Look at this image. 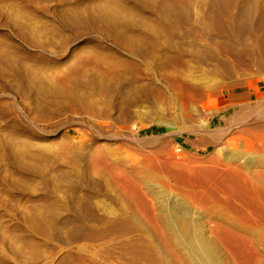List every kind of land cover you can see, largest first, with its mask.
Returning <instances> with one entry per match:
<instances>
[{
  "label": "rangeland",
  "instance_id": "rangeland-1",
  "mask_svg": "<svg viewBox=\"0 0 264 264\" xmlns=\"http://www.w3.org/2000/svg\"><path fill=\"white\" fill-rule=\"evenodd\" d=\"M251 79L264 87V0H0V264H168L147 214L128 213L110 176L80 160L72 133L101 125L120 137L98 145L138 175L156 213L159 192L185 201L240 264L167 165L214 153L184 131L191 109L206 103L219 127L220 91Z\"/></svg>",
  "mask_w": 264,
  "mask_h": 264
},
{
  "label": "bare ground",
  "instance_id": "bare-ground-1",
  "mask_svg": "<svg viewBox=\"0 0 264 264\" xmlns=\"http://www.w3.org/2000/svg\"><path fill=\"white\" fill-rule=\"evenodd\" d=\"M253 80H249L247 89L239 92L240 87L220 91L224 94L227 90L231 100L223 107L225 116L219 127H209L215 119L205 120L206 103L191 109L192 119L198 122L184 127V131L201 135L203 145L216 146L214 153L205 161H193L195 167L183 163L167 165L168 174L179 189L178 195L211 216L212 238L230 245L240 264H264V87L254 86ZM184 92L191 96V91ZM197 94L200 96V92ZM212 112L222 117L217 108ZM158 119L169 127L161 116ZM251 120L258 121L248 124ZM74 124L70 122V126ZM104 127L98 128L97 137L72 133L81 144L80 160L93 171L110 176L128 213L147 214L150 228L142 226L156 236L157 246L167 253L168 264H226L220 246L207 237L206 226L192 217V209L185 201L169 200L167 194L159 192L156 213L158 209H153L151 195L143 190L138 175L112 160V150L98 145L102 139L116 141L120 137ZM180 132L182 128L178 129ZM228 135L232 137L225 140ZM225 150L228 152L223 153L222 162L218 155ZM152 160H146L148 168H152ZM77 186L83 188L84 184ZM131 200H135L133 208Z\"/></svg>",
  "mask_w": 264,
  "mask_h": 264
}]
</instances>
